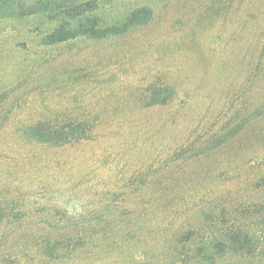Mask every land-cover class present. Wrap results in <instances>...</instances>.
I'll use <instances>...</instances> for the list:
<instances>
[{
    "label": "rangeland",
    "instance_id": "rangeland-1",
    "mask_svg": "<svg viewBox=\"0 0 264 264\" xmlns=\"http://www.w3.org/2000/svg\"><path fill=\"white\" fill-rule=\"evenodd\" d=\"M23 1L0 0V264H193L225 212L254 251L217 264H264V0H98L148 22L55 45ZM55 117L92 139L23 137Z\"/></svg>",
    "mask_w": 264,
    "mask_h": 264
},
{
    "label": "trees",
    "instance_id": "trees-1",
    "mask_svg": "<svg viewBox=\"0 0 264 264\" xmlns=\"http://www.w3.org/2000/svg\"><path fill=\"white\" fill-rule=\"evenodd\" d=\"M22 4L20 9L18 7L22 11L21 16L42 14L44 21L52 26L44 38L45 45L61 44L78 38L103 40L121 35L132 26L143 25L149 19L144 12L134 10L123 21L108 24L99 16L98 0H37L29 3L23 1ZM95 124L96 121L73 117L49 118L27 127L23 137L30 142L64 147L91 140ZM255 207L258 215L263 213L264 203ZM225 213L218 217V223L216 220L211 221L210 229L201 237L202 245L197 250L201 259L193 264H217L230 254L246 258L254 251V236L249 232L250 227L239 228L232 218L231 221L225 218ZM259 223L264 224V216Z\"/></svg>",
    "mask_w": 264,
    "mask_h": 264
}]
</instances>
